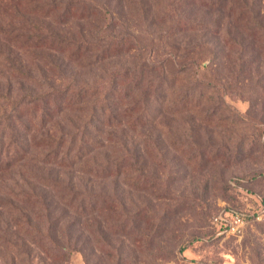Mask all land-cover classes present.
I'll list each match as a JSON object with an SVG mask.
<instances>
[{
  "label": "rangeland",
  "instance_id": "1",
  "mask_svg": "<svg viewBox=\"0 0 264 264\" xmlns=\"http://www.w3.org/2000/svg\"><path fill=\"white\" fill-rule=\"evenodd\" d=\"M214 1L261 40L192 0H0V264H264V0ZM231 212L255 218L217 237Z\"/></svg>",
  "mask_w": 264,
  "mask_h": 264
},
{
  "label": "trees",
  "instance_id": "2",
  "mask_svg": "<svg viewBox=\"0 0 264 264\" xmlns=\"http://www.w3.org/2000/svg\"><path fill=\"white\" fill-rule=\"evenodd\" d=\"M13 3H21L23 4L24 2L27 3L28 0H11ZM194 2H197L203 6H205L206 8H210V9H214V7L212 5H218L221 6L223 9H225L226 13L228 14H225V16H223L224 18L227 17L228 15V18L230 17H233L237 23L240 24H243L244 26V32H247V36L248 37H256L258 38V40H261L262 37H257V34H258V31H257V28L260 27V24H259V21H256L255 20V17L254 15L251 14V12L249 10H247L246 8L244 9H238L236 7H234V3H230L228 4L227 1L225 2L224 5H222V1H218V2H215L214 0H192ZM3 6L4 7H7L8 4L5 3V0H4V3H3ZM185 25L184 27V31L185 32H190V31H193V32H200L201 30L205 29V25L203 24H200V23H195V22H192L191 20H187V21H184L183 23ZM243 31V29H242ZM113 39L115 37H112ZM233 37H231L230 35H228V39L232 40ZM52 41L51 42H48L49 41V38L48 37H41L39 40H38V43H36L37 46H42V45H49L50 48L52 50H55V49H71L70 52H69V55L70 57L74 58L75 60L76 59H80L82 56H86L89 52H90V44H86V43H81V44H74L73 42L65 39V38H61V37H57V36H53L51 37ZM235 44L238 43V41H234ZM197 47H194V50L197 51ZM207 48V45H203L202 47H199L198 49L200 50H204ZM195 51V52H196ZM109 55V53H108ZM103 60L106 59L105 56L102 57ZM195 60H198L199 57L195 56L194 57ZM166 62H168V59L166 60ZM174 59L171 58V60L169 61V65H171L172 67H178V70H186L187 68H189V63L191 62L190 61H179L177 63H174ZM173 70H177V69H173ZM177 70V71H178ZM140 76L136 78V83L137 85L140 84L141 82V79H142V74H139ZM93 91H96L95 89H93ZM97 93V92H96ZM94 93V94H96ZM54 101H64V100H67L68 97H66V93L62 94V95H56L54 97ZM128 111L129 113H133L135 111L134 109V103L131 104V106L128 108ZM112 108H111V111L109 112L108 114V119H109V122H112V119H114V116L112 114ZM51 118V116H50ZM135 121H142V118H136ZM109 127H112L111 124H109ZM63 144V140L60 138L57 142L54 141V139H52L50 137V135H48V137L46 138H43V142H42V146H48L50 148H53L54 150V153L53 155L57 156L59 154V151L61 150V146ZM4 153V148L2 146V144L0 143V173L1 172H5V171H9L10 168L12 167V165L14 164V162L16 161V159H11V160H8V162H4L3 161V157H1V154ZM55 186H57V184H55ZM74 196H76L75 198H73L74 200H80V202H85V198L84 197H80V195L78 193H74ZM25 198H28L30 199L31 198V195H28V194H25L24 195ZM86 206V205H85ZM85 210V207L84 205H81L80 207H78L76 209V211L78 212H81V211H84ZM248 216V220L250 222L253 221V219L255 218V215L252 214L251 216L250 215H247ZM214 231V234L217 235L216 233V230L213 229ZM99 233V232H98ZM217 237H221V236H218Z\"/></svg>",
  "mask_w": 264,
  "mask_h": 264
},
{
  "label": "built area",
  "instance_id": "3",
  "mask_svg": "<svg viewBox=\"0 0 264 264\" xmlns=\"http://www.w3.org/2000/svg\"><path fill=\"white\" fill-rule=\"evenodd\" d=\"M218 236H240L249 225L248 216L241 212L221 213L214 217Z\"/></svg>",
  "mask_w": 264,
  "mask_h": 264
}]
</instances>
